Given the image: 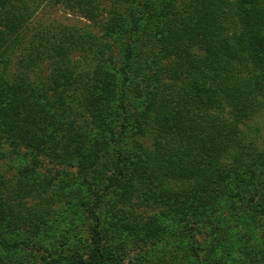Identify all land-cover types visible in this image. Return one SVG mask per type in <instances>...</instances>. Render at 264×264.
<instances>
[{"label":"trees","instance_id":"obj_1","mask_svg":"<svg viewBox=\"0 0 264 264\" xmlns=\"http://www.w3.org/2000/svg\"><path fill=\"white\" fill-rule=\"evenodd\" d=\"M57 4L95 28L43 24ZM261 114L264 0H0V241L41 243L53 206L78 205L86 249L54 263L124 264L97 210L117 190L156 211L149 236L167 220L206 233L190 264H228L239 241L264 244ZM21 229L33 234L11 244Z\"/></svg>","mask_w":264,"mask_h":264},{"label":"rangeland","instance_id":"obj_2","mask_svg":"<svg viewBox=\"0 0 264 264\" xmlns=\"http://www.w3.org/2000/svg\"><path fill=\"white\" fill-rule=\"evenodd\" d=\"M38 18L42 20L43 24L58 22L77 26L89 25L95 28L79 11L60 4L53 7H43ZM141 94L140 87L133 90L134 98L133 95L131 96L134 107L139 104ZM250 123L259 128L256 130L255 144L260 152H264V114L257 116ZM71 170L76 172V169ZM74 184L76 185V183ZM78 186L72 188L70 185L67 198L74 199L76 196L79 198L87 196L86 194L89 192L86 190L87 184L82 185L81 189ZM99 192L101 193V190ZM109 194L100 209L97 210L102 218L105 243L110 248L120 252L124 258V264H190L191 258L194 262L204 258L205 252L204 249H200V246L204 243L205 232L191 226H172L167 220L168 225L167 223L158 225L160 228L155 229L157 231L149 236L148 230L153 229L149 220L156 211L150 207H142L140 201L136 202L132 206L133 208L120 203L122 198L118 195L117 190H111ZM251 194L254 198L251 201L253 202L252 210L260 208V203L264 202V191L260 190L258 193L252 191ZM90 195L93 196L94 193ZM77 208L78 205L72 209H67L61 203L55 204L48 216L50 219L47 220V226H42L39 230V235L43 237L41 243H36V239H30L27 244L19 243L18 247L11 246V248L0 241V264H70L67 261L54 263V258H57L54 253L61 251L64 254L71 248H80L81 251L86 249L89 239L88 223L90 218L87 214H83L74 219V216L70 215V210L75 213ZM247 212H251V210ZM80 213L81 209L79 210ZM254 215L257 217L256 226H264V213L258 210ZM166 229H169L170 235H166ZM158 233L161 235L158 236ZM28 234L33 233L21 229L18 235H13L9 241L12 244L14 240L17 242H21L23 238L28 240ZM241 235L244 236L243 233ZM246 239L248 237L241 242L239 241L241 245L235 246L233 256L235 260L231 259L228 264H259L264 262V244ZM191 244L194 245V250L191 249ZM195 249L199 258L195 257Z\"/></svg>","mask_w":264,"mask_h":264}]
</instances>
